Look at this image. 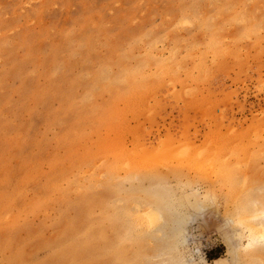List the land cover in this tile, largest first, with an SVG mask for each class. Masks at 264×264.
Here are the masks:
<instances>
[{"label":"rangeland","instance_id":"1","mask_svg":"<svg viewBox=\"0 0 264 264\" xmlns=\"http://www.w3.org/2000/svg\"><path fill=\"white\" fill-rule=\"evenodd\" d=\"M263 214L264 0H0V264H264Z\"/></svg>","mask_w":264,"mask_h":264},{"label":"bare ground","instance_id":"2","mask_svg":"<svg viewBox=\"0 0 264 264\" xmlns=\"http://www.w3.org/2000/svg\"><path fill=\"white\" fill-rule=\"evenodd\" d=\"M234 5V4H233ZM100 18V17H99ZM222 53V52H221ZM200 72V71H199ZM114 82V81H113ZM141 91V90H140ZM115 123V122H114ZM172 144V143H171ZM173 145V144H172ZM174 147V146H173ZM163 149V148H162ZM146 150V149H145ZM176 150V149H175ZM143 151H144V149H143ZM163 151V150H162ZM171 153V152H170ZM160 154H162V153H160ZM168 154V153H167ZM158 156V155H157ZM164 156V155H163ZM188 156V155H187ZM161 157V156H160ZM171 157V156H170ZM163 158V157H162ZM166 158V157H165ZM158 159V158H157ZM142 160V159H141ZM147 160V159H146ZM149 160H151V159H149ZM161 160H163V159H161ZM151 197H150V200H152L153 201V203L154 204H156V205H158V206H160V207H162L163 209H166L167 210V208L168 207H170V205H168V204H166V201L165 200H163V198H162V196L160 195V194H158V193H156V192H153L152 193V195H150ZM135 208V207H134ZM147 209V208H146ZM145 209V210H146ZM144 210V209H143ZM141 211V210H140ZM139 211V212H140ZM138 212V213H139ZM147 212H148V214H150V216L152 217H149V215L147 216V217H141V219L143 218H147V220L145 221L146 223L148 222V224H149V229L150 228H152V226H157L156 224H159L158 223V221H161L160 220V217H157V216H159V215H157L155 212V214L157 215H155L152 211H146L145 213L147 214ZM150 212H152L154 215H151L152 213H150ZM241 212L244 214V213H246V208H241ZM144 213V214H145ZM143 214V213H142ZM260 215V214H259ZM144 216V215H143ZM153 216H154V218H153ZM156 216V217H155ZM263 216H264V214H263ZM262 216V217H263ZM134 217V216H133ZM132 217V218H133ZM254 217H256V216H254ZM135 218H137V217H135ZM148 218H149V220H148ZM252 218V217H251ZM251 218H249V221H250V219ZM138 219H140V218H138ZM238 219V218H237ZM240 219V218H239ZM247 220H248V218H247ZM137 221V220H136ZM141 221H143V220H141ZM155 221H157V223H155ZM245 218L244 219H241V220H239V223H245ZM145 222H144V224H145ZM150 222V223H149ZM139 223H141L140 221H139ZM138 222L136 223V224H139ZM153 225H152V224ZM154 223H155V225H154ZM162 223V222H161ZM247 223V222H246ZM143 224V223H142ZM147 224V225H148ZM166 224H167V222H166ZM141 225V224H140ZM244 225V224H243ZM247 225V224H246ZM246 225H244V226H246ZM135 226V225H134ZM138 226V225H137ZM159 226V225H158ZM249 226V225H248ZM141 227V226H140ZM148 227V226H147ZM144 228H145V226H144ZM248 230H249V246H251L252 244H254V243H260L261 241L260 240H262L263 238H264V224H260V225H258V226H256V227H254V226H249L248 228H247ZM152 230V229H151ZM141 235V234H140ZM139 235V236H140ZM138 236V235H137ZM150 243V242H149ZM259 245H261V244H259ZM217 262H219V260H217Z\"/></svg>","mask_w":264,"mask_h":264},{"label":"trees","instance_id":"3","mask_svg":"<svg viewBox=\"0 0 264 264\" xmlns=\"http://www.w3.org/2000/svg\"><path fill=\"white\" fill-rule=\"evenodd\" d=\"M217 259V258H216Z\"/></svg>","mask_w":264,"mask_h":264}]
</instances>
